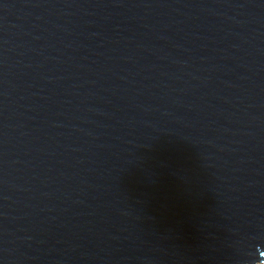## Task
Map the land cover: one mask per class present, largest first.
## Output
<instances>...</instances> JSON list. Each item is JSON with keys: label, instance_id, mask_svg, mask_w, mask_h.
Segmentation results:
<instances>
[{"label": "water", "instance_id": "water-1", "mask_svg": "<svg viewBox=\"0 0 264 264\" xmlns=\"http://www.w3.org/2000/svg\"><path fill=\"white\" fill-rule=\"evenodd\" d=\"M264 263V0H0V264Z\"/></svg>", "mask_w": 264, "mask_h": 264}, {"label": "bare ground", "instance_id": "bare-ground-1", "mask_svg": "<svg viewBox=\"0 0 264 264\" xmlns=\"http://www.w3.org/2000/svg\"><path fill=\"white\" fill-rule=\"evenodd\" d=\"M261 264V263H260ZM262 264H264V263H262Z\"/></svg>", "mask_w": 264, "mask_h": 264}]
</instances>
